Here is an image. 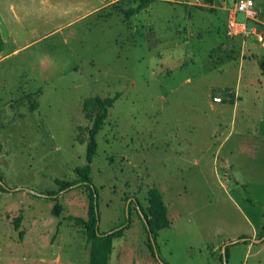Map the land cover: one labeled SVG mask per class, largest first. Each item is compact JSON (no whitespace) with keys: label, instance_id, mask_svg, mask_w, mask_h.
Here are the masks:
<instances>
[{"label":"rangeland","instance_id":"obj_1","mask_svg":"<svg viewBox=\"0 0 264 264\" xmlns=\"http://www.w3.org/2000/svg\"><path fill=\"white\" fill-rule=\"evenodd\" d=\"M143 1L0 0V264H90L92 192L55 181L79 180L106 98L100 231L131 211L109 264H159L139 212L152 188L172 222L155 236L164 264H223L225 246L226 264H264V47L228 36L224 1ZM262 17L249 24L261 33Z\"/></svg>","mask_w":264,"mask_h":264},{"label":"trees","instance_id":"obj_2","mask_svg":"<svg viewBox=\"0 0 264 264\" xmlns=\"http://www.w3.org/2000/svg\"><path fill=\"white\" fill-rule=\"evenodd\" d=\"M154 0H144L140 5V9L147 8ZM204 5H213L215 0H202ZM134 13V9L127 11L128 17H131ZM2 43V42H1ZM1 51V49H0ZM264 75V69L263 73ZM115 98H106L104 100H97V105L99 106V112L94 122V127L90 131V140L87 147L86 160L87 164L78 169L79 180L76 182H68L63 180H56L55 183L61 187L62 191H70L75 187H87L92 192V202L91 211L88 220L80 219L79 221L84 225L88 242L91 244V254H90V264H109L110 256L113 252V241L117 237L123 236L125 230L130 227L131 224V211L130 204L128 207V221L124 225L116 227L108 232H101L99 229L98 222L100 221V214L98 211V195L96 194V188L91 179V162L94 158L97 150L96 136L100 130V124L108 117V111L113 106ZM0 189L3 191H8L9 189L2 185L0 181ZM42 197H46L51 200H58V195L56 194H40ZM149 207L147 212H144L140 207L139 212L144 216L149 225V231L147 230L145 224L143 223L148 235L149 232L154 236L161 230L171 227V221L168 217V207L164 201L161 192L157 188H152L148 192ZM56 209V208H55ZM56 211V210H55ZM18 226V225H17ZM150 247L152 255L159 264H164V262L156 254L153 244L150 239ZM252 238L241 237L234 243H250ZM228 246L225 247V251L222 256V263L228 261Z\"/></svg>","mask_w":264,"mask_h":264},{"label":"built area","instance_id":"obj_3","mask_svg":"<svg viewBox=\"0 0 264 264\" xmlns=\"http://www.w3.org/2000/svg\"><path fill=\"white\" fill-rule=\"evenodd\" d=\"M217 2L224 1L230 6L229 17L227 21V34L230 37H247V35L254 33L257 41L264 47V34L253 30L249 24H255L261 21V12L257 6L256 0H215ZM243 15V20L239 19V15ZM226 92L224 95H228ZM215 103H221L223 98L221 96H214Z\"/></svg>","mask_w":264,"mask_h":264},{"label":"crops","instance_id":"obj_4","mask_svg":"<svg viewBox=\"0 0 264 264\" xmlns=\"http://www.w3.org/2000/svg\"><path fill=\"white\" fill-rule=\"evenodd\" d=\"M256 3H257V6H258V8H259V10H260V12H261V14L263 15L264 14V2H262L261 0H256ZM262 21H263V25H264V17H262ZM263 31H264V29H263ZM264 33V32H263ZM225 89H227V87H225L224 88V90ZM236 98H237V95H236ZM239 99V98H238ZM239 101H241L240 99H239ZM235 102V103H234ZM231 103L233 104V106H234V116L238 113V108H237V106H238V103H237V99H236V101H235V98L233 99V100H230V101H228V102H226L225 104H223V105H226V104H230L231 105ZM224 107V106H223ZM223 107H221L220 109H219V114H221L223 117L225 116V114L227 113V110L225 109V108H223ZM246 110V111H245ZM247 113L248 115H251L252 114V111L251 110H249V109H245L244 107L241 109V113ZM225 118V117H224ZM231 124H232V127H231V130H232V128L234 127V120L231 122ZM256 134H258L259 135V133L257 132ZM256 134H249L248 136H247V138L248 139H253L254 137H255V135ZM230 135H228L225 139H224V141L229 137ZM224 141L221 143V145L224 143ZM171 221V220H170ZM171 226H172V222H171ZM257 235V234H256ZM249 244V247H252L254 244L253 243H248Z\"/></svg>","mask_w":264,"mask_h":264},{"label":"water","instance_id":"obj_5","mask_svg":"<svg viewBox=\"0 0 264 264\" xmlns=\"http://www.w3.org/2000/svg\"><path fill=\"white\" fill-rule=\"evenodd\" d=\"M128 207H129V204H128V206H127V210H126L127 213H128ZM141 217H142V220H143V222H144V224H145L147 230L149 231V225H148V222L146 221V219L144 218V216H143L142 214H141ZM98 225H100V221L98 222ZM149 235H150V239H151V242H152V244H153L154 250H155L156 254H158V253H157L156 242H155L154 236H153L150 232H149ZM225 247H226V246H225ZM225 247L223 248V252L225 251ZM224 264H226V262H225Z\"/></svg>","mask_w":264,"mask_h":264}]
</instances>
